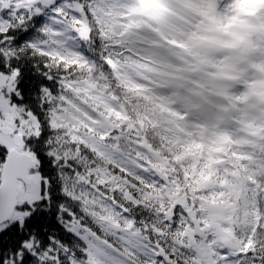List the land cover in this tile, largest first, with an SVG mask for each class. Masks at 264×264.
Instances as JSON below:
<instances>
[{"label":"snow or ice","instance_id":"1","mask_svg":"<svg viewBox=\"0 0 264 264\" xmlns=\"http://www.w3.org/2000/svg\"><path fill=\"white\" fill-rule=\"evenodd\" d=\"M264 0H0V264H264Z\"/></svg>","mask_w":264,"mask_h":264},{"label":"clouds","instance_id":"2","mask_svg":"<svg viewBox=\"0 0 264 264\" xmlns=\"http://www.w3.org/2000/svg\"><path fill=\"white\" fill-rule=\"evenodd\" d=\"M261 87L264 89V82H261ZM261 95H264V91L261 92Z\"/></svg>","mask_w":264,"mask_h":264}]
</instances>
